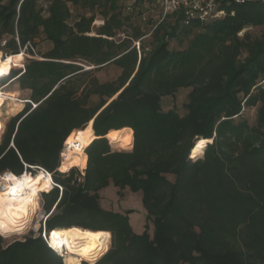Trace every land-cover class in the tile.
Segmentation results:
<instances>
[{
  "label": "trees",
  "instance_id": "16d2710c",
  "mask_svg": "<svg viewBox=\"0 0 264 264\" xmlns=\"http://www.w3.org/2000/svg\"><path fill=\"white\" fill-rule=\"evenodd\" d=\"M223 8L224 18L208 22L159 17L145 43L135 27L115 40L128 21L117 0H0L1 52L34 50L40 36L50 44L40 58L27 48L31 58L0 80L30 92L3 133L0 173L38 167L57 185L42 194L48 217L37 235L0 234V264H63L41 234L70 227L102 235L91 264H264V3ZM98 9L103 24L89 36ZM249 27L263 32L240 37ZM108 65L119 75L100 82L95 73ZM179 89H190L183 116L161 108ZM245 108L256 109L254 126L240 118ZM78 134L88 138L83 175L58 172L65 140ZM110 185L119 197L141 195V234L130 210L100 205Z\"/></svg>",
  "mask_w": 264,
  "mask_h": 264
},
{
  "label": "rangeland",
  "instance_id": "374dc122",
  "mask_svg": "<svg viewBox=\"0 0 264 264\" xmlns=\"http://www.w3.org/2000/svg\"><path fill=\"white\" fill-rule=\"evenodd\" d=\"M252 2H255V1H252ZM117 5L119 7L121 16L123 18H128V21L126 23V26L123 27L120 32H118L117 36L115 37V40H121L125 37V35H130L132 33V28L135 27V28H139L143 33L146 34V36L144 37L145 38L144 42L147 43V41L149 40V37H148L149 31L151 30V28H153L152 26L157 21H159V17L161 18L159 7L151 0H117ZM71 9H72L73 16H77L78 14L85 13L84 10L79 9V8H71ZM100 12H101V9H98L97 10L98 16L95 18V21L92 24V31L89 33V36H95L97 32V28H99L103 24V19L100 15ZM226 14L227 12L224 9L223 14H221L218 18H215V19L218 20V19L224 18ZM233 14H234L233 12L230 13V15H233ZM86 15L88 16L89 13H87ZM215 19L206 20L205 22L213 21ZM173 20H174V17H168L166 19V22L172 23ZM246 32L249 33L253 38H256L261 35V33L263 32V28L262 27H249V28L242 30V32L239 33V36L241 37ZM190 39L191 37L188 39H181L180 45L177 40H173L170 42V48L171 49L184 48L186 47ZM3 44L4 42L2 41L1 46ZM133 44L137 46L138 42L135 41ZM49 49H50V44L44 39V36H40L36 40V48L34 49V51L36 52L35 58H40L39 56H42ZM0 54H1V58L7 57L4 51L2 52L0 51ZM27 58L28 57L24 55V61H22V63L20 64H13L12 68L20 67L21 65L23 66ZM119 72H120L119 69L116 68L115 66L108 65L100 69V71L96 72L95 75L99 79L100 82H105V81H110V80L115 79L119 75ZM1 82L2 81H0V87H1ZM6 84H4L3 88H0V91L8 94L9 97H11L13 100L12 99L6 100L5 104L1 107L0 120L3 124V130H2V133L0 134V142L2 140V136L5 131L7 123L9 122L11 118L15 117L17 114L22 112V110L25 108V105H26V103L24 102H27L26 100H28L30 96V92L28 90H22V91L17 90L16 83L10 86ZM189 91L190 89H179L174 97H164L161 101L162 110L167 111L169 109H174L179 115L183 116L186 112L185 104L187 103V95ZM94 99L95 98H93V100ZM12 102L21 103L22 104V107L20 108L21 110L19 109L15 111L14 108L11 106ZM240 118L243 120H246L250 126H254L256 123V109L255 108H245ZM88 127L84 128L83 130L87 131ZM91 129H92V125H91ZM87 142H88V138L84 142L85 146L87 145ZM110 145L113 151H118V152L119 151L129 152L132 149V148L131 149L117 148L118 146H116L114 142L113 143L110 142ZM195 147H196V143H195L194 149ZM204 151H205V148L203 149V154H204ZM203 154L201 155L202 157H203ZM80 155H81V152H80ZM74 168H76L79 171L80 170L84 171L86 166L83 167L81 164L80 167H74ZM59 169H60V166H59ZM51 179H52V176H51ZM43 193H48V192H40L38 196V206L40 208V209L38 208V213H41L40 217L36 215L33 218V222H32L33 225L29 226L22 233H13V234L4 236L7 241L21 240L23 237L29 235L30 233H32L33 235L38 234V231L41 228V225L43 223L44 217L46 216L45 210L42 207L43 206V198H42ZM100 205L102 206V208L111 210V211L130 210L131 212L129 214V224H130L132 231L135 234H141L144 231L145 213H144V210L141 204V195L139 193L133 194V193H129L128 191H126L125 193H123L122 197H119L117 195V189L114 188L112 185H110L109 187L103 189L100 192ZM34 226L36 228H34ZM148 233L150 235L152 233V226L150 224L148 227ZM109 247H110V236H109V244L107 247V251ZM62 259H63V262L66 263L64 254H62ZM87 260L89 259H85L82 262H79V264H82L83 262L91 264L90 262H87Z\"/></svg>",
  "mask_w": 264,
  "mask_h": 264
},
{
  "label": "bare ground",
  "instance_id": "6f19581e",
  "mask_svg": "<svg viewBox=\"0 0 264 264\" xmlns=\"http://www.w3.org/2000/svg\"><path fill=\"white\" fill-rule=\"evenodd\" d=\"M23 55V53H19L1 58L0 54V78L9 74L13 64L22 63L24 60ZM9 99L12 98L4 96L0 92V117L1 107ZM11 106L17 111L22 107V104L12 102ZM2 130L3 124L0 120V134ZM71 136L67 142L77 141L81 148L86 147L82 134H78L74 140H71ZM81 152L83 151L81 150ZM81 164L80 150L75 153L68 152L59 170L67 172L73 167H80ZM7 180L6 189L0 191V234L2 236L22 233L33 225V218L36 215L38 217L41 215V213H38L39 193L49 192L52 189L51 177L42 172L37 173L35 176H30L26 173L21 177L10 173L7 176ZM34 228L36 227L34 226ZM46 238L52 250L64 254L67 264H79L85 259L91 260L95 258L104 244V239L100 233L78 227L51 230L46 235Z\"/></svg>",
  "mask_w": 264,
  "mask_h": 264
},
{
  "label": "built area",
  "instance_id": "2783aa9c",
  "mask_svg": "<svg viewBox=\"0 0 264 264\" xmlns=\"http://www.w3.org/2000/svg\"><path fill=\"white\" fill-rule=\"evenodd\" d=\"M151 1H153L159 7V11L161 14V20H163L166 16H170V15L180 12L183 14V20L185 24H188L189 22L193 20L206 21V20L218 18L224 12L223 5H231V4L243 5L245 3L252 2V1L264 3V0H151ZM27 48H30L33 55L36 56L35 51L31 48L29 43H27L24 46V48L20 50V53H23L24 55H26V57L31 58V56L26 54ZM84 68L87 69L86 67ZM2 78H0V80ZM10 82L11 81H9L6 85H9ZM3 86L4 85H2L0 88H3ZM26 101L28 102V100ZM27 102H24V103H27ZM31 105H32V109L35 108L36 106V104L34 103H31ZM10 146H12V143L10 144ZM79 150L84 151V148H81V146L79 145L77 141L67 142V139H66L63 144L62 151L60 153V159H61L60 165L65 160L66 154L68 152L75 153ZM29 168H31L32 171H27L25 167L23 173L18 177H21L22 175L26 173L30 176H35L39 172H42L50 177L52 176L51 173H48L44 169H41L38 167H29ZM58 171L61 172L59 168H58ZM9 174L10 172L0 173V191H4L6 189L7 183H8L7 176ZM80 174L83 175V171L80 170ZM51 183H52V188L57 186L56 184H54L52 179H51ZM58 188L61 191V188L59 186ZM46 217L47 215L44 217L43 222H45ZM45 233L47 232L43 230L41 237L43 238L45 243L48 245L47 240L45 238ZM53 251L57 255L62 257L61 253L55 250Z\"/></svg>",
  "mask_w": 264,
  "mask_h": 264
},
{
  "label": "crops",
  "instance_id": "0c3cea01",
  "mask_svg": "<svg viewBox=\"0 0 264 264\" xmlns=\"http://www.w3.org/2000/svg\"><path fill=\"white\" fill-rule=\"evenodd\" d=\"M14 83H15V82H10V83H9V86L12 85V84H14ZM16 84H17V83H16ZM15 86H16V85H15ZM16 89L19 90V91H22V90L19 89L18 84H17V88H16ZM93 136H94V133H93ZM94 139H95V136H94ZM85 163H86V160H85ZM84 167H85V166H84Z\"/></svg>",
  "mask_w": 264,
  "mask_h": 264
},
{
  "label": "water",
  "instance_id": "95a60500",
  "mask_svg": "<svg viewBox=\"0 0 264 264\" xmlns=\"http://www.w3.org/2000/svg\"><path fill=\"white\" fill-rule=\"evenodd\" d=\"M211 143V142H210ZM48 217V216H47ZM47 217H46V219H47ZM45 219V220H46ZM49 232H47V233H45V238H46V235L48 234ZM46 240H47V238H46ZM63 260V259H62ZM63 264H64V262H63Z\"/></svg>",
  "mask_w": 264,
  "mask_h": 264
}]
</instances>
